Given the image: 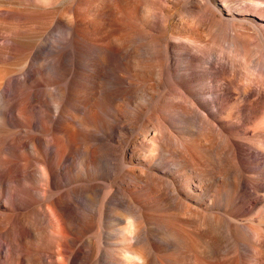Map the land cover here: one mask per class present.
<instances>
[{"label": "bare ground", "instance_id": "6f19581e", "mask_svg": "<svg viewBox=\"0 0 264 264\" xmlns=\"http://www.w3.org/2000/svg\"><path fill=\"white\" fill-rule=\"evenodd\" d=\"M256 1L0 0V264H264Z\"/></svg>", "mask_w": 264, "mask_h": 264}, {"label": "rangeland", "instance_id": "374dc122", "mask_svg": "<svg viewBox=\"0 0 264 264\" xmlns=\"http://www.w3.org/2000/svg\"><path fill=\"white\" fill-rule=\"evenodd\" d=\"M257 2V4L259 5V6H263L264 7V0H258V1H256ZM230 5V7L231 8H235V4H233L232 2L229 4ZM248 8V6H244V9L245 8ZM246 8V9H247ZM246 16H247V18H251V19H255V20H257L258 22H261V20H258L255 16H253V15H251V14H246ZM259 34L264 38V28H259ZM262 32V33H261ZM254 198V196L252 197V199Z\"/></svg>", "mask_w": 264, "mask_h": 264}]
</instances>
